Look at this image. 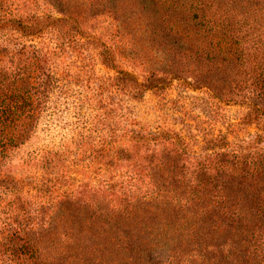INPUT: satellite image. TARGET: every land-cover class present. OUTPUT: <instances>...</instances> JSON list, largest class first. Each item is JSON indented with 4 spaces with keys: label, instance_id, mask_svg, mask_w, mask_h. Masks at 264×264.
Returning <instances> with one entry per match:
<instances>
[{
    "label": "trees",
    "instance_id": "1",
    "mask_svg": "<svg viewBox=\"0 0 264 264\" xmlns=\"http://www.w3.org/2000/svg\"><path fill=\"white\" fill-rule=\"evenodd\" d=\"M104 1L0 0V264H264V0ZM130 22L156 47L142 79ZM207 69L258 134L192 156L135 104Z\"/></svg>",
    "mask_w": 264,
    "mask_h": 264
},
{
    "label": "rangeland",
    "instance_id": "2",
    "mask_svg": "<svg viewBox=\"0 0 264 264\" xmlns=\"http://www.w3.org/2000/svg\"><path fill=\"white\" fill-rule=\"evenodd\" d=\"M109 1H104V4H107L102 9L105 13L112 12L116 7L115 2L110 3ZM139 2L148 4L147 0L146 2L139 0ZM88 9L90 7L87 5L83 10L87 11ZM151 10L153 12L152 8ZM263 27L264 25H262ZM136 29L135 24L127 23L123 30L124 33L119 39L120 42L124 41L125 45L123 46H126L125 53L122 54L120 69L142 79L148 77L149 72L153 69L145 65L143 67L141 64L157 59L154 54L156 47L136 33ZM112 34L113 32H109V35ZM128 36L134 39L127 42ZM98 71L100 75L104 76L116 74L115 71L104 66H98ZM208 71L211 72L204 73L201 77L203 81L200 83L196 84L192 80L185 79L173 80L166 83L164 92L156 94L155 91H149L145 95L144 102L135 104L140 117L152 128L162 127L180 134L192 156L213 154L214 151L210 150L215 147L216 141L224 140L240 144L249 141L258 134L256 124H248L244 121L248 110L247 106L241 102L243 93H239V97H235L237 91H232L235 83L233 85L230 83L235 79H229V75L219 74L216 70L209 69ZM214 82H219L217 89H214ZM39 136L41 138L39 144L30 145L29 149L31 147L42 148L54 139V137L44 139V133H39ZM22 155L19 154V158Z\"/></svg>",
    "mask_w": 264,
    "mask_h": 264
}]
</instances>
